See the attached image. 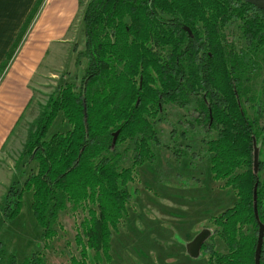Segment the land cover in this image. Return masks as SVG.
<instances>
[{
	"label": "trees",
	"instance_id": "trees-1",
	"mask_svg": "<svg viewBox=\"0 0 264 264\" xmlns=\"http://www.w3.org/2000/svg\"><path fill=\"white\" fill-rule=\"evenodd\" d=\"M42 2L35 0L30 8L0 74ZM233 21H240L244 47L239 51L227 50L222 42ZM83 26L85 50L78 57L87 61L84 74L78 87H61L31 125L24 155L34 167L21 188L12 184L8 189L3 220L20 215L23 195L29 192L44 241L56 236L60 213L68 207L84 211L82 234L76 236L80 259L87 261V249L96 253L94 262L96 256L108 259L112 234L131 202L128 185L136 181L137 169L156 161L151 144L160 142L150 121L164 106L193 105L191 125L216 133L205 141L212 179L224 181L236 197L214 219V235L225 252L205 242L200 252L208 254V264H255L259 225L264 227V168L258 159L255 170L254 153L258 142L264 145V129L247 116L240 101L246 94L243 81L264 72V12L240 0H90ZM59 115L69 130L45 140ZM128 153L131 164L124 167ZM0 264L45 263L39 253L18 262L0 241ZM259 264H264V236Z\"/></svg>",
	"mask_w": 264,
	"mask_h": 264
},
{
	"label": "rangeland",
	"instance_id": "rangeland-1",
	"mask_svg": "<svg viewBox=\"0 0 264 264\" xmlns=\"http://www.w3.org/2000/svg\"><path fill=\"white\" fill-rule=\"evenodd\" d=\"M89 1L45 0L15 54L13 61L25 50L26 43L30 44L31 68L21 83L30 90L31 99L21 125L3 149L6 154L2 153L4 156L0 158V241L18 262L32 253H39L45 264H71L75 260L79 264H208V254L204 252H199L197 258L188 255L186 240L206 233L204 242L224 253L225 245L214 235L217 229L214 219L231 208L236 197L230 188L224 187V181L212 179L211 155L206 151L205 141L216 138V133H208L206 126L191 125L196 117L193 105L187 109L164 106L156 119L150 121L160 142V146L151 144L156 161L137 169L136 181L128 185L131 202L118 231L112 234L108 259L96 256L97 262H94L96 253L87 249L88 259L82 263L76 236L82 234L79 227L87 218L84 211L72 212L68 207L59 214L60 228L56 229V236L44 241L40 239L41 230L32 215L29 192L23 195L20 215L13 221L3 220L8 189L12 184L15 189L21 188L34 167L29 156L24 155L31 125L41 109L56 98L61 87L66 84L78 87L84 74L87 61L78 54L85 50L83 13ZM0 3V56L3 59L33 0H0ZM239 24L240 21H233L222 33L227 50L239 51L244 47ZM7 77L10 78L7 93L12 94L17 77L7 68L0 74V86ZM242 88L246 93L240 101L243 109L264 129V72L251 73L243 81ZM68 130L67 123L59 115L45 140ZM257 146L256 161L259 159L264 168V145L258 142ZM125 147L123 145L120 151ZM167 147L174 149L171 152ZM130 164L131 153H128L123 165L129 167Z\"/></svg>",
	"mask_w": 264,
	"mask_h": 264
},
{
	"label": "crops",
	"instance_id": "crops-1",
	"mask_svg": "<svg viewBox=\"0 0 264 264\" xmlns=\"http://www.w3.org/2000/svg\"><path fill=\"white\" fill-rule=\"evenodd\" d=\"M44 1L42 2L41 6H40V10L37 14H40ZM35 0H33V3L31 4L30 8L33 6ZM1 6V3H0ZM29 8V10H30ZM29 10L27 11L26 15L24 16V18L22 19L20 25L18 26V29L16 30L10 45L8 46V48L6 49L3 59H0L2 61H0V66L3 63V60L5 59V55L7 53V51L9 50V48L11 47L14 38L16 36V34L18 33L25 17L27 16ZM36 17V18H37ZM34 24V22H32L30 24V26L28 27L26 33L23 35L21 42L19 44V46H21L22 42L24 41V38L26 36V34L28 33L29 28ZM0 33H1V22H0ZM32 44V43H31ZM18 46V48H19ZM17 48V50H18ZM25 50H23L20 54L19 57L14 60L15 54L17 52H15L14 57L12 58L11 62L8 65V70L12 73V75L16 76V84L13 86L12 90V94L11 93H7L9 91V87L10 84L8 81H10V78L7 77L6 80L4 82H2L1 86H0V158L3 157L5 151L3 150L5 148V145L7 144V142H9V139H11L10 137L13 135L14 131L17 129V127L19 125H21V119L23 117V114L27 111L28 107H29V101L31 99V95H30V90L27 89L26 87H24L22 85V80L27 78L28 74H26L27 70L30 69L31 67H29V64L31 63L30 61V57H31V53H30V44L27 42L25 47ZM37 57V55L35 56ZM35 57L32 59H35ZM14 62V63H13ZM6 68V70H7ZM5 70V71H6ZM4 71V72H5ZM18 78L20 79V82L18 81ZM13 81V82H15ZM11 94V95H9ZM3 153V154H2ZM6 154V153H5ZM194 234V233H193ZM193 241V236L190 238V240H186L187 244H190ZM187 246V245H186ZM204 257V256H203Z\"/></svg>",
	"mask_w": 264,
	"mask_h": 264
},
{
	"label": "water",
	"instance_id": "water-1",
	"mask_svg": "<svg viewBox=\"0 0 264 264\" xmlns=\"http://www.w3.org/2000/svg\"><path fill=\"white\" fill-rule=\"evenodd\" d=\"M243 3H246L248 5H251L253 7H255L256 9L264 12V0H240ZM187 32L190 31L189 29H185ZM117 138V133L114 134V138H113V144L115 143ZM256 154L254 153V166H255V170L257 169V161H256ZM254 201H256V193H254ZM254 213L256 215V208L254 206ZM263 236H264V227L263 225H259V229H258V237H257V244H256V250H255V258H254V262L255 264H259L260 263V255H261V250H262V246H263ZM206 238V233H200L198 234L194 240L187 246V250H188V255L192 258H197L200 252V247L202 245V243L205 241Z\"/></svg>",
	"mask_w": 264,
	"mask_h": 264
}]
</instances>
